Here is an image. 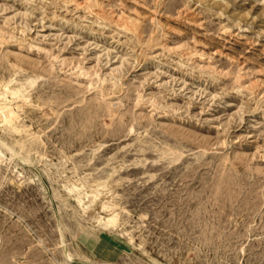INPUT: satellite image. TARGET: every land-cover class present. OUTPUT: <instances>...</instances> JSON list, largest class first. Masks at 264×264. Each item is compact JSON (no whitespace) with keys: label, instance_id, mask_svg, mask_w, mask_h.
Here are the masks:
<instances>
[{"label":"rangeland","instance_id":"rangeland-1","mask_svg":"<svg viewBox=\"0 0 264 264\" xmlns=\"http://www.w3.org/2000/svg\"><path fill=\"white\" fill-rule=\"evenodd\" d=\"M11 81L0 264H264V0H0Z\"/></svg>","mask_w":264,"mask_h":264},{"label":"bare ground","instance_id":"bare-ground-1","mask_svg":"<svg viewBox=\"0 0 264 264\" xmlns=\"http://www.w3.org/2000/svg\"><path fill=\"white\" fill-rule=\"evenodd\" d=\"M125 28L127 29V27ZM23 88V85H21L19 88H15L14 86H12V81L4 86V92L0 93V126L4 125L5 123H9L12 119V116L15 114V109L10 104L8 94L11 93L12 97L16 98L21 95V91ZM16 155L17 152L14 150V147L10 146L5 140L0 137V161L5 160L6 157L12 159ZM68 191L69 196L79 205L83 204L84 200H86L85 192L82 191V186H80L79 184H71L68 187ZM103 208L106 209L107 206L105 205ZM116 218L117 216L108 217L107 215H104L99 217L96 222H110L115 220ZM68 257L73 258L74 255L71 252H68Z\"/></svg>","mask_w":264,"mask_h":264}]
</instances>
